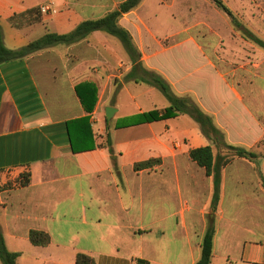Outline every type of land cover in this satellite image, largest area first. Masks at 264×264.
Masks as SVG:
<instances>
[{
    "label": "crops",
    "instance_id": "obj_1",
    "mask_svg": "<svg viewBox=\"0 0 264 264\" xmlns=\"http://www.w3.org/2000/svg\"><path fill=\"white\" fill-rule=\"evenodd\" d=\"M124 1L0 0L4 43L15 50L50 32L70 33ZM146 2L120 19L142 53L144 69L160 74L177 95L191 96L230 144L264 154V144L259 145L264 140V61L248 63L235 81L192 35L160 47L148 17L156 12ZM46 5L51 10L42 14ZM34 8H40L42 21L14 26L13 17ZM147 36L158 48L146 61ZM110 39L116 38L95 31L78 43L0 65V231L8 250L19 254L17 264H76L78 253L95 264H196L200 259L214 183L190 151L208 145L216 151L215 143L187 114L129 124L130 117L170 103L158 88L122 79L132 63L124 59L128 66L118 73L121 57ZM176 47L183 49L179 55L156 59ZM113 77L123 80L119 92ZM87 81L99 89L90 116L98 146L76 153L68 122L88 115L76 92ZM122 92L130 96L129 107ZM108 106L117 110L111 119ZM149 160L157 162L135 169ZM24 174L30 175L25 186L19 183ZM261 174L263 156L256 162L237 158L224 168L211 264H264ZM32 230L49 234L50 244L33 245Z\"/></svg>",
    "mask_w": 264,
    "mask_h": 264
},
{
    "label": "trees",
    "instance_id": "obj_2",
    "mask_svg": "<svg viewBox=\"0 0 264 264\" xmlns=\"http://www.w3.org/2000/svg\"><path fill=\"white\" fill-rule=\"evenodd\" d=\"M142 0H126L120 6L106 14L104 17L87 20L80 23L75 30L67 34L47 33L29 43L20 49H9L4 43V35L0 25V65L14 60H22L38 51L58 46L72 45L86 39L95 31H102L110 36L115 37L122 44L126 54L128 55L132 69L126 75V81H135L136 83H146L158 88L167 98L170 105L165 109H154L147 112L136 114L129 118V124H140L153 122L163 119L175 118L182 114L192 117L201 127L202 132L212 138L215 148L208 145L192 149L190 151L191 158L200 166L204 167L208 176L213 178L214 191L210 205V211L207 215L208 226L201 243V256L196 264H211L213 255V241L216 233L215 221L216 212L221 199V189L223 182V170L232 161L237 158H244L252 162H256L260 155L254 150H249L242 146L230 144L227 141L225 133L219 129L213 118L206 114L191 96H179L174 93L171 85L160 74L146 70L143 67L142 53L134 43L133 37L129 30L120 24V19L124 14L134 10ZM216 6L225 12L231 19L234 29L241 32L242 37L253 42L264 49V40L256 36L252 31L245 28L242 22L237 18L233 11L224 3L223 0H212ZM12 23L16 27L32 25L42 21L40 8H34L25 13L13 17ZM76 92L80 101L87 112V116L68 122L69 136L72 150L76 153L95 149L98 145L95 142V135L90 122V116L94 112L98 100L99 89L94 82H82L76 86ZM107 144L111 146V139L108 138ZM264 144V140L260 142V146ZM103 144H101L102 146ZM156 160L140 162L135 165L136 170L152 167ZM262 186L264 188V176L261 174ZM20 185H28L30 183V175L24 174L19 180ZM29 239L33 245L47 246L51 242L49 234L42 231L32 230ZM19 254L8 250L5 239L0 231V259L3 264H17ZM76 264H95L94 259L84 253H78ZM136 264H148L139 260Z\"/></svg>",
    "mask_w": 264,
    "mask_h": 264
},
{
    "label": "rangeland",
    "instance_id": "obj_3",
    "mask_svg": "<svg viewBox=\"0 0 264 264\" xmlns=\"http://www.w3.org/2000/svg\"><path fill=\"white\" fill-rule=\"evenodd\" d=\"M155 1L147 0L146 3L151 7L154 6L153 10L156 12L149 14L148 17L153 23L151 33L157 37L160 47L168 48L192 35L213 58L218 69L225 73L229 72L226 77L235 81L238 80V70L245 69L248 63L264 61V50L251 41L243 39L242 34L231 25L229 17L212 0H158V4H155ZM223 1L247 28L264 39V0ZM110 40L113 51L121 57L116 67L117 71L123 73L128 66L124 59L129 61L130 59L119 40ZM145 42H148L149 47L148 51L145 48L147 61L152 56L151 51L157 49L158 45L151 36H147ZM135 44L138 47L136 42ZM182 51L183 49L176 47L172 51L161 52L156 59L164 60L166 57L179 55ZM122 79L125 81V77ZM123 80L118 77L111 79L116 92L120 91ZM158 94L164 98L162 93ZM120 96L122 102L129 107L130 96L125 92Z\"/></svg>",
    "mask_w": 264,
    "mask_h": 264
},
{
    "label": "water",
    "instance_id": "obj_4",
    "mask_svg": "<svg viewBox=\"0 0 264 264\" xmlns=\"http://www.w3.org/2000/svg\"><path fill=\"white\" fill-rule=\"evenodd\" d=\"M116 108H114V107H112V106H108L107 108H106V110H105V112H106V117L108 118V119H111L113 116H114V114L116 113Z\"/></svg>",
    "mask_w": 264,
    "mask_h": 264
},
{
    "label": "built area",
    "instance_id": "obj_5",
    "mask_svg": "<svg viewBox=\"0 0 264 264\" xmlns=\"http://www.w3.org/2000/svg\"><path fill=\"white\" fill-rule=\"evenodd\" d=\"M50 7L48 6V5H46V6H43L42 8H41V12H42V14H48L49 12H50Z\"/></svg>",
    "mask_w": 264,
    "mask_h": 264
}]
</instances>
